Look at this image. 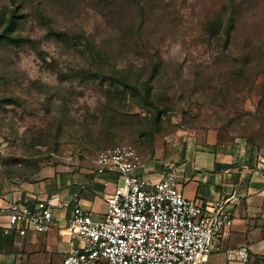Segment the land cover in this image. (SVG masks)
<instances>
[{"label": "rangeland", "instance_id": "1", "mask_svg": "<svg viewBox=\"0 0 264 264\" xmlns=\"http://www.w3.org/2000/svg\"><path fill=\"white\" fill-rule=\"evenodd\" d=\"M13 9L26 40L0 41L8 176L92 167L118 144L148 158L175 133L264 146V0H0L1 23Z\"/></svg>", "mask_w": 264, "mask_h": 264}, {"label": "crops", "instance_id": "2", "mask_svg": "<svg viewBox=\"0 0 264 264\" xmlns=\"http://www.w3.org/2000/svg\"><path fill=\"white\" fill-rule=\"evenodd\" d=\"M140 158L137 171L148 180H157L162 171L172 170L185 197L201 205L223 203L231 214V233L216 242L209 256L212 264L224 262L227 248L242 245L250 249L249 264H262L264 146L235 143L227 147L210 135L175 133L156 140L153 156ZM117 183L114 175L97 174L96 164L41 166L27 179L12 178L0 170V208L13 203L31 205L37 199H52L57 204L52 224L44 232L4 235L7 217L0 214V264H62L70 247L64 227L74 205L100 218L105 198ZM62 201L69 203L61 206Z\"/></svg>", "mask_w": 264, "mask_h": 264}, {"label": "built area", "instance_id": "3", "mask_svg": "<svg viewBox=\"0 0 264 264\" xmlns=\"http://www.w3.org/2000/svg\"><path fill=\"white\" fill-rule=\"evenodd\" d=\"M140 162L130 144L98 152L96 173L114 175L118 183L106 196L100 218L74 205L64 227L70 247L62 264H212L209 256L216 242L231 233V214L223 203L201 205L185 197L172 170L148 180L137 171ZM56 206L52 199H37L31 205L0 208L7 217L2 233L47 231ZM224 257L217 264H249L251 252L242 245L227 248Z\"/></svg>", "mask_w": 264, "mask_h": 264}, {"label": "trees", "instance_id": "4", "mask_svg": "<svg viewBox=\"0 0 264 264\" xmlns=\"http://www.w3.org/2000/svg\"><path fill=\"white\" fill-rule=\"evenodd\" d=\"M21 16H22L21 14H18L17 11L15 9H13V10H11L9 16L4 18V21L2 23L0 22V41L4 42L6 44L14 45V46H20V45H22V43L25 42L26 38L21 37V36H17V35H13V32L16 30V27H17V19L20 18ZM49 35H52L61 41H66L69 39L67 37V35H65L64 33H61V32L49 31ZM118 81L120 84H122L125 87H130V88L137 90L135 85H133L130 82V80H128L124 76H122V78L119 79ZM146 95H149L148 90H147ZM253 146L257 147V148L260 147V146H256V145H253Z\"/></svg>", "mask_w": 264, "mask_h": 264}]
</instances>
